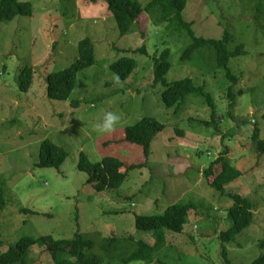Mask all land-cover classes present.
<instances>
[{
	"label": "rangeland",
	"instance_id": "1",
	"mask_svg": "<svg viewBox=\"0 0 264 264\" xmlns=\"http://www.w3.org/2000/svg\"><path fill=\"white\" fill-rule=\"evenodd\" d=\"M21 1L31 3L32 15L0 22V183L5 194L0 254L23 236L61 239L78 231L93 241L92 252L103 256L102 264H124L120 256L112 259L103 252L104 238L133 236L152 244V232L137 229L135 217L162 214L178 202L194 206L181 232L163 230L164 241L151 264H225L223 245L232 264H250L264 252L259 246L264 238V156L251 139L255 127L264 131V0H187L182 11L197 36L219 39L227 32L229 50L243 45V53L228 62L237 77L232 99L227 96L232 82L215 65L214 51L205 48L181 60L190 39L170 22L154 23L147 13L145 35L138 25L120 35L106 0ZM138 1L145 5L150 0ZM86 37L93 43L95 62L77 74L67 99H50L47 74L69 66L78 56V41ZM139 47L145 52L134 51ZM165 48L170 63L166 81L190 77L203 85L215 105L211 126L197 121L211 118L212 108L201 96L186 95L177 109L163 104L165 86L153 79L154 58ZM122 56L136 61L126 79L110 68ZM26 65L33 68L32 83L21 91L18 74ZM106 111L116 112L120 121L113 131L101 133L96 126ZM143 116L165 125L151 141L146 165L130 169L118 188L96 191L87 173L77 168L80 153L92 162L107 155L128 164L143 162L141 146L124 140L125 127ZM44 139L67 152L58 168L35 165ZM226 147L242 175L221 192L202 171ZM233 192L251 201L254 214L234 241L223 244L219 234L231 224ZM133 247L128 240L114 251L119 255ZM28 256L29 264H56L38 244Z\"/></svg>",
	"mask_w": 264,
	"mask_h": 264
},
{
	"label": "trees",
	"instance_id": "2",
	"mask_svg": "<svg viewBox=\"0 0 264 264\" xmlns=\"http://www.w3.org/2000/svg\"><path fill=\"white\" fill-rule=\"evenodd\" d=\"M107 8L113 16L119 34L124 35L132 30L133 25L140 27V32L145 35L142 24L149 18V13L154 23L170 22L174 28L185 32L190 39V44L184 49L181 60H188L191 55L202 49L214 51L215 65L226 70V77L232 82L228 88V97L233 95L232 87L237 81V77L228 68L229 58L242 54L243 45H237L233 50L228 49V42L232 37L225 32L222 38H204L197 36L191 28L192 22L186 21L182 17L187 0H150L142 5L138 0H106ZM33 9L29 1L21 0H0V22H8L15 16H30ZM146 14L147 17L143 14ZM78 56L67 67L60 71L48 73L46 76V92L50 99L65 100L69 97L76 85L77 74L95 62L94 47L90 38L86 37L78 41ZM145 48L139 47L134 51ZM127 51H130L128 49ZM169 49L165 48L158 57L154 58V83L160 82L165 86L161 93V100L166 107L177 109L188 94L205 98L212 108L210 120H197L204 125L215 123V105L211 95L205 90L203 85H195L190 77H185L173 82H167L165 75L169 70L168 60ZM136 66V61L130 56H122L115 60L110 68L119 76L126 79L130 76ZM33 68L29 65L20 69L18 74V86L21 91H27L32 83ZM232 99V98H231ZM76 103L77 102H73ZM264 122V112L262 113ZM165 125L152 116H143L136 123L128 125L124 129V140L126 142L141 146L144 161L125 163L116 156L107 155L99 161L92 162L81 152L77 163V168L87 173V183L91 184L96 191L118 188L125 180L130 169L141 168L146 165L150 154V145L154 136L159 133ZM219 131V130H218ZM224 134H221L223 137ZM254 149L264 155V131L261 134L259 128H254L251 136ZM229 149L218 154L214 160L203 169L205 180L213 189L223 192L225 186L242 175V171L230 163L228 157ZM67 152L64 147L44 139L40 144L39 160L35 165L40 167L58 168L65 160ZM124 163L126 165L123 170ZM3 183H0V209L5 206V194ZM233 203L228 209L230 226L220 232L219 238L222 243L234 241L245 227L250 225L253 219V205L249 199L243 195L230 193ZM193 203H173L166 207L162 214L137 215L135 226L139 230L151 231L155 241L151 244L142 239L135 240L133 236L116 237L108 236L104 238L101 246L105 254L112 259L120 256V263L142 260L145 264H151L155 258V252L164 241L163 230L181 232L186 222L189 211ZM133 243V250L122 252L117 255L114 251L118 245H127V241ZM38 244L42 246L56 264H102L103 256L92 252L93 241L78 231L71 238L55 239L51 235H40L38 237L23 236L15 244L8 247L0 254V264H29V250ZM259 246L264 249V238ZM221 256L225 264H232L227 257L225 245L222 246ZM250 264H264V252L256 256Z\"/></svg>",
	"mask_w": 264,
	"mask_h": 264
},
{
	"label": "clouds",
	"instance_id": "3",
	"mask_svg": "<svg viewBox=\"0 0 264 264\" xmlns=\"http://www.w3.org/2000/svg\"><path fill=\"white\" fill-rule=\"evenodd\" d=\"M120 121V116L113 111H106L102 120L97 124V129L101 133H108L115 129Z\"/></svg>",
	"mask_w": 264,
	"mask_h": 264
},
{
	"label": "crops",
	"instance_id": "4",
	"mask_svg": "<svg viewBox=\"0 0 264 264\" xmlns=\"http://www.w3.org/2000/svg\"><path fill=\"white\" fill-rule=\"evenodd\" d=\"M262 156H264V155H262ZM262 159H264V158L262 157Z\"/></svg>",
	"mask_w": 264,
	"mask_h": 264
}]
</instances>
